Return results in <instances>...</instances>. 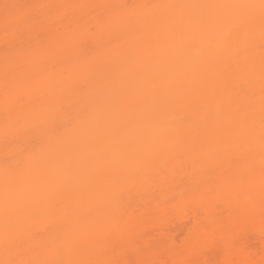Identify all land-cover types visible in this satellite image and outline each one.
Masks as SVG:
<instances>
[{"label":"bare ground","instance_id":"6f19581e","mask_svg":"<svg viewBox=\"0 0 264 264\" xmlns=\"http://www.w3.org/2000/svg\"><path fill=\"white\" fill-rule=\"evenodd\" d=\"M263 205L264 0H0V264H264Z\"/></svg>","mask_w":264,"mask_h":264},{"label":"rangeland","instance_id":"374dc122","mask_svg":"<svg viewBox=\"0 0 264 264\" xmlns=\"http://www.w3.org/2000/svg\"><path fill=\"white\" fill-rule=\"evenodd\" d=\"M112 158L115 160H120L119 162V168L121 169L122 167H124V162L126 161L125 157H122V155H117L116 153L111 154ZM188 157L186 156H182L179 155L177 158V162L181 165L183 164H188ZM212 163L216 166L219 167L223 164H225L226 162H232L235 160L240 161L241 157L237 156H227V157H223V156H219V157H210L209 158ZM112 161V160H111ZM197 161V163H201L203 161L202 157L199 156H195L193 158V162ZM114 162V161H113ZM169 164L172 163V161H167ZM252 173L257 174V172H245L242 171L240 169H238V171H234L231 174V178L227 179L223 175L222 173L217 174L216 176L212 177L213 178V183L210 182V177L209 180L207 181L209 184L206 183V185H201L198 186L195 184V182L201 180L202 182H204V180L199 179L197 177H194L193 182H190V179H188V177H184L182 178L181 182L182 185L181 187L178 188V192H176V195L179 200H184L182 203L177 204L176 206L167 204L166 205V213L164 216H162L161 214L159 215V219L160 220H164L165 222H168L169 224H173L175 227L173 229V234H175L177 236L178 239H181L184 235V233L188 230V227L191 223L190 219L193 216V211L195 210V208L198 206L197 203L198 201H202L205 198L208 199H214V201H217V205L224 207L223 202L222 201H218L216 200V198H220V199H225L227 196H229V193L232 190H236L238 192L241 191L242 189V181L243 180V176L245 175L246 177L250 178ZM116 178L121 181H125L126 183H130L131 186L127 187V189H125V191L120 194V195H116L115 199H117L116 201H125L123 200V198H127L126 196H130V201H141L142 198V194H141V190L139 189V191H136L135 189L132 188V185L136 182V180L138 181V179L140 178V174H138L136 177L134 176V173H126V172H118L116 174ZM154 179L156 178H160V175H153ZM165 177L168 178H178L179 177L173 173L167 172V175ZM127 192L128 195H127ZM133 206V205H132ZM135 213H137V207L133 206L132 208ZM262 213H264V205L261 207L260 210ZM253 240V239H252Z\"/></svg>","mask_w":264,"mask_h":264}]
</instances>
